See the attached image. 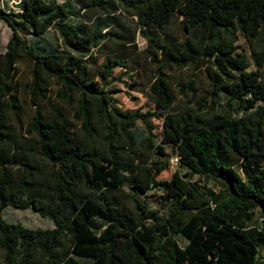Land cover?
<instances>
[{
  "label": "trees",
  "instance_id": "trees-1",
  "mask_svg": "<svg viewBox=\"0 0 264 264\" xmlns=\"http://www.w3.org/2000/svg\"><path fill=\"white\" fill-rule=\"evenodd\" d=\"M128 5L138 10L156 69L151 97L157 110L167 112L159 143L150 124L158 114L121 112L114 91L107 89L113 71L128 68L125 57L104 63L100 82L90 78L92 50L120 26L115 0H92L102 17L83 28L72 22L81 7L71 1L21 0L16 11L0 8V21L13 31L5 52L0 41L4 264H264V83L237 52L240 38L251 45L264 31V0H134ZM176 17L185 33L201 31L205 37L161 41L158 30ZM52 29L59 32L63 50L43 46ZM252 55L262 68L264 48ZM20 62L32 67L34 115L24 132L16 133L8 112L20 110L15 89ZM173 66L207 74L211 90L196 107L174 110L167 74ZM47 80L61 86L58 100L75 107L79 133L46 119ZM184 87L196 96L194 79ZM138 121L146 126L140 140L134 137ZM168 147L184 173L159 180L169 167ZM205 180L223 189L215 192L201 184ZM124 188L131 189L127 202L116 194ZM153 189L162 193L165 216L142 198ZM9 207L32 209L54 227L8 222L3 213Z\"/></svg>",
  "mask_w": 264,
  "mask_h": 264
},
{
  "label": "rangeland",
  "instance_id": "rangeland-1",
  "mask_svg": "<svg viewBox=\"0 0 264 264\" xmlns=\"http://www.w3.org/2000/svg\"><path fill=\"white\" fill-rule=\"evenodd\" d=\"M21 0H5L0 3V8L7 11L18 10V4ZM60 3L71 1L79 7L80 13L74 12L72 22L82 28L84 26H90L92 21H95L98 17H102V12L97 7L92 6V0H57ZM118 5L117 16L120 21V26H116L110 29L109 38L102 43L101 47L92 50V53L87 61V68L90 73V78L94 81L100 82V74L103 70V65L109 59L122 56L128 61L127 69H115L112 77L109 80L108 90L114 91V98L116 107L124 113L129 114H145L148 111L156 112V117L150 118V124L155 135V140L159 143L164 131V121L167 112L157 110L156 103L151 97L150 85L155 79V66L148 57L147 50L149 49V43L146 38L141 34V28L138 25V18L136 16L138 10L135 7L128 5L134 0H115ZM88 6L83 9V4ZM81 3V4H80ZM161 41L165 38L169 41L182 42L185 39H192L198 41L205 37V34L201 31L193 33H185L182 29V18L176 17L170 24L164 29L158 30ZM13 35L12 29L5 23L0 21V41L2 43V51H6L7 44L9 43ZM134 38L135 41L128 44L129 40ZM25 39L33 44L31 37H25ZM43 46L53 50H63L64 46L62 38L59 32L55 29L50 30L43 37ZM237 52L244 55L250 64L249 71H257L260 75L261 82L264 83V66L258 68L253 59V52H260L264 48V31L261 32L260 37L250 45L245 39L240 38L237 42ZM32 67L29 62H20L16 67L15 74V89L19 98L20 110L18 113L8 112V118L11 126V131L16 133H23L24 130L30 124L34 115V106L31 102V89L30 83L32 80ZM169 82L176 96V103L174 110L186 109L196 107L197 101L200 98L205 97L211 90L210 81L207 78V74L202 70H195L194 67H187L179 70L175 66L169 69L168 72ZM195 80L196 96L188 91L184 86L188 84L190 80ZM46 86L50 93L46 102L42 103V108L47 120H56L61 123H65L73 133H79L80 123L74 119L75 107L67 105L65 102L58 100L57 92L61 86L55 80H47ZM185 90V93L182 90ZM76 100L78 96L75 97ZM211 99H208L210 102ZM220 104H225L224 99L220 101ZM61 108L64 115H61L57 109ZM137 130H135V136L137 140L141 139L146 129L145 124L142 121H138ZM128 139L125 143L128 144ZM167 154L171 156L169 160V167L165 170L159 180H170L176 172L184 171L180 168L179 162L176 160V156L173 155L171 148H167ZM156 158V157H155ZM108 171L110 166L106 165ZM197 180V177L195 178ZM201 184H206L209 188L215 192H220L223 186L212 180H205ZM131 192V189L124 188L122 191L116 194L122 197L124 201H129L127 194ZM162 193L153 189L146 195L142 196L148 205L155 210H159L162 216H165L166 209L161 205ZM4 218L11 223H20L31 229H51L54 227L53 223L49 219L42 218L38 213L32 209L26 211L15 210L11 207L5 209ZM258 221L256 220V225ZM182 246L185 243L179 240ZM264 257V251L262 252ZM4 252L0 250V264H4ZM85 262L84 260H81ZM189 262V258H187Z\"/></svg>",
  "mask_w": 264,
  "mask_h": 264
},
{
  "label": "built area",
  "instance_id": "built-area-1",
  "mask_svg": "<svg viewBox=\"0 0 264 264\" xmlns=\"http://www.w3.org/2000/svg\"><path fill=\"white\" fill-rule=\"evenodd\" d=\"M176 160L178 161V158L176 157Z\"/></svg>",
  "mask_w": 264,
  "mask_h": 264
}]
</instances>
